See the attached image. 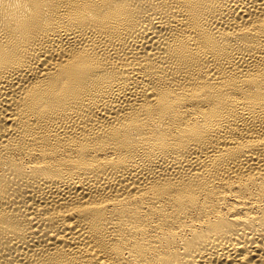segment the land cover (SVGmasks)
I'll return each instance as SVG.
<instances>
[{
	"label": "bare ground",
	"instance_id": "6f19581e",
	"mask_svg": "<svg viewBox=\"0 0 264 264\" xmlns=\"http://www.w3.org/2000/svg\"><path fill=\"white\" fill-rule=\"evenodd\" d=\"M0 264H264V0H0Z\"/></svg>",
	"mask_w": 264,
	"mask_h": 264
}]
</instances>
